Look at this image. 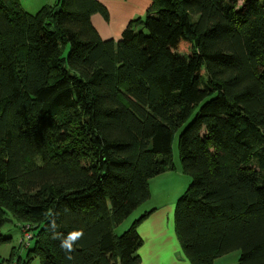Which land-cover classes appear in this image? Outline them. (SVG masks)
<instances>
[{
  "label": "trees",
  "instance_id": "obj_1",
  "mask_svg": "<svg viewBox=\"0 0 264 264\" xmlns=\"http://www.w3.org/2000/svg\"><path fill=\"white\" fill-rule=\"evenodd\" d=\"M151 1L115 41L97 0H0V231L10 214L35 232L15 264H140L145 217L116 229L175 169L177 132L185 256L264 264V0Z\"/></svg>",
  "mask_w": 264,
  "mask_h": 264
},
{
  "label": "crops",
  "instance_id": "obj_2",
  "mask_svg": "<svg viewBox=\"0 0 264 264\" xmlns=\"http://www.w3.org/2000/svg\"><path fill=\"white\" fill-rule=\"evenodd\" d=\"M57 0H28L21 5L27 13L36 14L46 7H53ZM109 13V19L101 15L92 17V23L103 40L119 41L127 27L138 19H143L152 6L151 0H97ZM29 10V11H28ZM33 15V13H32ZM35 15V14H34ZM175 163V162H174ZM175 168L176 163H175ZM170 172L161 177L153 178L150 181L151 197L149 201L140 206L143 213L136 218L131 226L142 217H145L138 224V232L144 241L138 254L141 259L140 264H191L185 256L175 229V209L176 202L163 197L157 199L153 196L154 183L158 178H164ZM175 191L168 192L174 196ZM135 214V213H134ZM133 216V215H132ZM129 227V229L131 228ZM240 256L237 254L226 262L217 259L214 264H229L239 262ZM235 261V262H234Z\"/></svg>",
  "mask_w": 264,
  "mask_h": 264
},
{
  "label": "rangeland",
  "instance_id": "obj_3",
  "mask_svg": "<svg viewBox=\"0 0 264 264\" xmlns=\"http://www.w3.org/2000/svg\"><path fill=\"white\" fill-rule=\"evenodd\" d=\"M26 1L28 0H21V5L25 4ZM29 12H30L29 14L33 13L34 15L36 14L35 12L37 11L34 12L29 11ZM68 54H69V47L67 46V49L64 50L63 52V56L66 58ZM179 133L180 132L176 133L173 144L174 162L176 163L177 169L175 168L173 171H171L172 173H169L168 175L164 176V178H158L157 180H155L154 191H153V196H155L157 199H163V197H165L170 201H175L176 205L178 201L182 198V196H184V194L187 192L190 185L192 184L191 176L186 174L182 169L180 155H179V135H180ZM162 175H160V177ZM175 190H176V194L174 196L168 195V192ZM143 209L144 208H140L139 210H136L133 216L127 219L122 225L117 227L116 233L123 234L124 232H126L131 226L132 222L136 218H139V216H141V214L143 213ZM7 219H9V222H7L1 228L0 231L1 235L6 240L5 242L0 244V264H15L19 260H22V262H26L28 258L29 249L33 248L35 243L31 241L29 242L28 245V242L26 241L25 238V233L31 231V233H33L34 235L35 232L32 230L33 227L26 222L25 223L17 222L14 219V217L10 214L7 215ZM237 254L239 256L241 255L240 252H235L223 258H220L219 261H224L223 263H228L226 262L227 259H231V257H234ZM32 264H40V261L37 259L33 261ZM229 264H238V261L236 263L230 262Z\"/></svg>",
  "mask_w": 264,
  "mask_h": 264
},
{
  "label": "clouds",
  "instance_id": "obj_4",
  "mask_svg": "<svg viewBox=\"0 0 264 264\" xmlns=\"http://www.w3.org/2000/svg\"><path fill=\"white\" fill-rule=\"evenodd\" d=\"M82 235L80 232L69 233L66 237L62 238L60 241V246L66 252H71L73 249L74 243L77 241L79 236ZM53 238H57L55 235Z\"/></svg>",
  "mask_w": 264,
  "mask_h": 264
},
{
  "label": "built area",
  "instance_id": "obj_5",
  "mask_svg": "<svg viewBox=\"0 0 264 264\" xmlns=\"http://www.w3.org/2000/svg\"><path fill=\"white\" fill-rule=\"evenodd\" d=\"M25 238H26V241L28 242V245H29V242H31L35 239V236L33 235V233H31V231H29V232L25 233Z\"/></svg>",
  "mask_w": 264,
  "mask_h": 264
}]
</instances>
